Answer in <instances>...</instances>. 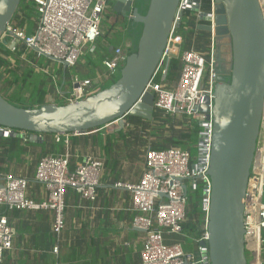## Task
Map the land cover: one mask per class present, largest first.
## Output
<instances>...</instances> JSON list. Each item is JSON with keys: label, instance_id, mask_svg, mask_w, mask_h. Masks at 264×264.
Listing matches in <instances>:
<instances>
[{"label": "built area", "instance_id": "2783aa9c", "mask_svg": "<svg viewBox=\"0 0 264 264\" xmlns=\"http://www.w3.org/2000/svg\"><path fill=\"white\" fill-rule=\"evenodd\" d=\"M260 1L264 12V1ZM34 2L38 12L34 30L28 34L26 28L18 30L10 25L2 38L8 42L6 47L9 49L11 42L17 40V44L9 50L15 51L17 45L23 44L37 55L36 57L52 56L67 62L69 67L75 66L85 49L101 37L102 22L109 9V0H34ZM205 2H208L207 8ZM215 6V0H202L199 4L193 0H180L174 27L160 63L142 94V96L146 93L152 94L155 110L163 112L165 116L185 115L199 122L202 129L198 132L197 159L194 160L187 150L178 148L155 150L148 147L140 182L136 185L121 182L115 184V187L127 189L132 193V206L136 214L132 226L146 233V241L141 252L142 264H211L208 248L200 243L207 241L212 194L208 171L214 128L212 107L218 76ZM186 13L195 14L197 26L211 27L208 60L194 49H183L184 40L178 33L176 24L181 23ZM131 18L130 13L128 20ZM129 47L131 46L127 45L126 49ZM123 51L124 47H118L110 56L103 59L102 63L109 77L116 78L118 71L120 72L124 66L127 56ZM174 61L180 64V75L178 81L172 84L168 81V76ZM73 84L74 88L67 103L84 99L96 92L90 80L75 79ZM205 98L210 100L211 111L208 119L206 114L199 110ZM140 102L141 98L136 105ZM0 132L15 133L23 143L38 140V135L25 131H14L0 126ZM62 136L66 137L68 144V136ZM56 138L57 141L61 140L59 135H56ZM69 158V152L66 151L63 155L48 154L39 160L34 179L47 191V199L41 202L27 198L29 183L27 178L12 174L0 176V264L3 263L4 253L13 248V229L2 209L7 212L51 210L54 214L52 232L59 242L65 225L66 190L71 189L90 202L96 200L103 162L89 156L81 160L74 170H70ZM199 183L203 187L206 233L200 240H194L195 250L187 249L180 243H167L165 233L184 234L188 189L197 188ZM183 185L187 186V195ZM244 206L245 213L250 212L253 218L261 260L264 244V117ZM245 228L248 234L246 222ZM58 251L59 247L56 246L53 254H57ZM263 263V260L260 261V264Z\"/></svg>", "mask_w": 264, "mask_h": 264}, {"label": "water", "instance_id": "95a60500", "mask_svg": "<svg viewBox=\"0 0 264 264\" xmlns=\"http://www.w3.org/2000/svg\"><path fill=\"white\" fill-rule=\"evenodd\" d=\"M193 1L199 4L202 0ZM21 2L0 0V44L4 46L8 42L2 39L3 35ZM215 2L216 47L220 57L216 60L218 76L208 171L212 194L207 241L200 245L208 248L211 264H249L244 199L264 117V12L260 0ZM140 4L141 0H115L112 5L116 17L122 16L125 21L131 13V25H142L137 50L127 55L114 83L73 103H49L38 108L18 107L0 94V126L38 135V142L47 135L84 134L111 124L122 130L129 117L151 121L156 111L154 96L142 94L160 63L180 0H150L145 14L141 13ZM176 28H180V23ZM199 29L211 32L206 25ZM16 44L17 40H13L9 49ZM45 57L65 69L69 67L65 61ZM209 104V98H205L199 108L207 119ZM13 136L16 134L0 132V138ZM183 187L187 195V186Z\"/></svg>", "mask_w": 264, "mask_h": 264}, {"label": "crops", "instance_id": "0c3cea01", "mask_svg": "<svg viewBox=\"0 0 264 264\" xmlns=\"http://www.w3.org/2000/svg\"><path fill=\"white\" fill-rule=\"evenodd\" d=\"M134 44V40L111 43L102 30L101 37L93 47L85 49L82 57L90 55L93 59L97 53L103 59L107 49L111 54L118 47H124L123 52L127 56ZM127 45L131 47L126 49ZM110 47H113L111 52ZM82 57L71 67L80 76H86L82 79L76 74L71 80H65L61 74L62 65L52 60L47 66L41 65L42 70L51 72L59 82L57 91H49L47 104H67L75 79L90 80L95 91L113 82L115 78L109 77L105 68L95 66L92 61H88L89 68L79 69ZM166 119L169 120L167 123ZM187 123L188 119L182 115L165 116L163 113L159 121L129 117L122 130H117L114 124L84 134H70L67 135L68 144L64 136L57 141L56 135H47L38 142L29 140L23 143L21 140L23 153L0 146V176L12 174L27 178V198L34 202L47 199L46 189L34 179L38 162L43 156L63 155L68 151L70 170L89 156L103 162L94 202L71 189L66 190L65 225L59 242L52 232L54 214L51 210H1L8 216L13 229V248L4 253L2 264H142L141 252L146 233L132 226L136 215L132 193L115 187V184H138L145 167L147 148L171 146L185 133ZM164 237L167 243H180L187 249L195 250L194 239L186 232L182 235L165 233ZM56 246L59 251L53 254Z\"/></svg>", "mask_w": 264, "mask_h": 264}, {"label": "trees", "instance_id": "16d2710c", "mask_svg": "<svg viewBox=\"0 0 264 264\" xmlns=\"http://www.w3.org/2000/svg\"><path fill=\"white\" fill-rule=\"evenodd\" d=\"M205 7H208V2H205ZM37 20L38 12L34 0H22L11 26L15 29L21 30L25 28V25L27 24L26 22H29V24L34 25L32 27L34 30ZM29 33L32 32L30 31ZM178 33L184 40L183 49H194L204 56L206 60L209 59L210 34L199 29L194 13H186L183 16ZM137 45L138 41L134 44L130 53L136 52ZM29 51L30 53H28ZM106 51V55H104L103 59L111 55L108 53V49ZM31 52L32 51L28 50L23 44L17 45L15 51H11L6 46L0 44V94L9 102L11 101L17 104L21 101L19 91H22V89L27 87V78L29 77V75L27 76V71H29L31 67L36 71H39L42 67V64L37 62L35 54L33 52L32 53L34 55L31 54ZM33 69L29 73H34L35 70L33 71ZM179 75L180 64L178 61H174L171 64L168 81L175 84L178 81ZM20 76H24L23 80H21ZM116 79L117 78H115L112 83H114ZM18 89L19 91H17ZM33 91V97L37 95V98L35 100L31 99V105L29 108H38L47 104V91H44L41 87H38V85H36ZM162 113L163 112L161 111H155L153 120H161ZM165 121L167 123L169 120L166 119ZM184 130L185 133L182 137L179 140H174L171 146L155 145L154 149L164 150L168 148H178L188 150L191 153V147L194 145V140L198 139V128L193 127L190 123H187ZM0 146H6V148L9 149L19 150L20 153L24 152V148L21 145V138L18 136L0 138ZM203 199V187L200 183L197 188L193 189L190 187L188 189L186 222L183 224V231L194 240H200L206 233V215L203 211Z\"/></svg>", "mask_w": 264, "mask_h": 264}, {"label": "rangeland", "instance_id": "374dc122", "mask_svg": "<svg viewBox=\"0 0 264 264\" xmlns=\"http://www.w3.org/2000/svg\"><path fill=\"white\" fill-rule=\"evenodd\" d=\"M114 1L115 0H109V9L110 10L109 9L107 10L106 15L104 16V19L102 22V30L104 31V36L107 37L108 40L110 39L111 43H114V44L116 42H121V41L124 42V40H125V42H127L129 40H134L135 44H136V42L139 41L141 34H142V25H138L136 27H133L128 19H125V21H123V22L119 21L118 23H116V21H115L116 15L112 10V5H113ZM149 2H150V0H141V4H140L141 5L140 6L141 7V13L145 14L147 12L148 7H149ZM26 23H27L25 25L26 31L28 34H30L29 32L33 31L32 27L34 25L29 24V22H26ZM111 29L113 31L110 32ZM109 32H110V34H108ZM93 45H92V47H93ZM90 48H91V46L89 47V49ZM28 53H30V51ZM31 54H33V53L31 52ZM35 56H37V55H35ZM36 60L38 63H41L44 66H47L50 62L49 59H47L46 57H42V56L36 57ZM88 61H92V63H94L95 66H97V67L105 68L103 63H102L103 59H101V57L96 53L95 56L93 57V59H92V56H90V55L83 56L82 60L80 61L79 65H78L79 69L89 68L90 66H89ZM57 64H59V63H57ZM32 69L33 68H30L29 71H27V76L29 75V77L27 78L28 79L27 87L25 89H22V91H19V89L17 90L20 93L21 101L18 102L17 104L14 102H11V101H10V103H12L18 107L29 108V106L31 105L30 104L31 99L35 100L37 98V95L33 97V95H34L33 90L36 87V85H38V87H41L44 91H47L48 94H49L50 90H51V92H53L52 90L57 91L59 82L52 76L51 72L45 71V69L44 70L41 69L39 71H36L35 69H33V71L35 70V72L29 73V72H31ZM61 74L63 75V78L67 77V81H69V80H71L72 76L77 74V72L75 71V69H71V67H68L65 69L62 66ZM77 75L80 76L79 74H77ZM56 76H59V74H56ZM84 77H86V76H80L81 79ZM118 77H119V71L117 73L116 78H118ZM20 78H21V80H23L24 76H20ZM78 81H82V80L79 79ZM111 84L112 83L105 85L104 88L109 87ZM183 116L188 119V122L193 127L198 128V132L202 129V127H200L198 121L191 119V117H188L185 115H183ZM191 153H192L193 159L194 160L197 159V157H198V139L194 140V145L191 147ZM263 237H264V231H263ZM247 255H248V253H247ZM262 260L264 261V244L262 245V259L260 261L262 262ZM248 261H249V264H254L253 262H251L249 255H248Z\"/></svg>", "mask_w": 264, "mask_h": 264}, {"label": "bare ground", "instance_id": "6f19581e", "mask_svg": "<svg viewBox=\"0 0 264 264\" xmlns=\"http://www.w3.org/2000/svg\"><path fill=\"white\" fill-rule=\"evenodd\" d=\"M264 1V0H263ZM245 222L248 228L247 234V252L254 264H260L259 258V242L256 239V233L254 230L253 218L250 212L245 213Z\"/></svg>", "mask_w": 264, "mask_h": 264}, {"label": "flooded vegetation", "instance_id": "af4514ba", "mask_svg": "<svg viewBox=\"0 0 264 264\" xmlns=\"http://www.w3.org/2000/svg\"><path fill=\"white\" fill-rule=\"evenodd\" d=\"M123 20V17L122 16H119V17H116V19H115V21H116V23H118L119 21H122ZM124 21V20H123ZM122 21V22H123ZM220 56L217 54V59L219 58ZM222 57V56H221ZM218 68H216V70H217Z\"/></svg>", "mask_w": 264, "mask_h": 264}]
</instances>
